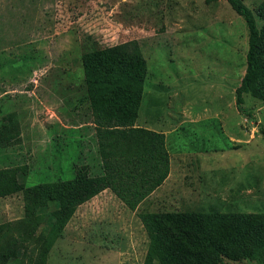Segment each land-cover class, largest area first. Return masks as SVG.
Masks as SVG:
<instances>
[{"label":"rangeland","instance_id":"1","mask_svg":"<svg viewBox=\"0 0 264 264\" xmlns=\"http://www.w3.org/2000/svg\"><path fill=\"white\" fill-rule=\"evenodd\" d=\"M240 1L264 32V0ZM131 40L146 61L135 125L164 134L168 177L133 211L106 189L58 231L59 204L41 188L105 174L103 160L92 165L83 57ZM247 43L226 0H0V171L17 170L21 186L0 198V225L23 219L32 235L9 264H28L32 248L46 264H143L139 214H264V59L243 95L251 116L236 107ZM73 144L75 157L91 154L81 165ZM259 244H247L249 258L207 262L264 264Z\"/></svg>","mask_w":264,"mask_h":264},{"label":"trees","instance_id":"2","mask_svg":"<svg viewBox=\"0 0 264 264\" xmlns=\"http://www.w3.org/2000/svg\"><path fill=\"white\" fill-rule=\"evenodd\" d=\"M243 18L248 30L246 71L236 93L242 107L264 59V32L253 13L240 0H226ZM264 19V16H263ZM136 40L86 54L82 60L91 122L97 137V154L104 176L79 172L69 182L41 188L47 202L59 204L58 231L76 208L109 189L128 209L135 210L166 180L170 170L164 134L136 127L146 75V61ZM264 139V126L259 125ZM17 170L0 171V198L21 190ZM148 239L143 264H208L213 256L249 258L247 244H264V214H233L217 211H175L138 215ZM32 238L23 219L0 225V264H9L18 250H26ZM260 245V244H259ZM46 250L31 249L28 264H46ZM214 259V258H213Z\"/></svg>","mask_w":264,"mask_h":264},{"label":"crops","instance_id":"3","mask_svg":"<svg viewBox=\"0 0 264 264\" xmlns=\"http://www.w3.org/2000/svg\"><path fill=\"white\" fill-rule=\"evenodd\" d=\"M72 127H73V129H75V126H72ZM136 127H137V125H136ZM147 129H148V128H147ZM149 129H150V128H149ZM92 138H93V137H92ZM96 139H97V138H96ZM74 140H75V139L73 138L72 142H73ZM96 142H97V140H96ZM69 149H71V146H70ZM94 149H95V147L92 146V148H91V151H92L91 154L93 153L92 156H91V158H92V160H93V161H92V165H93V164H96L95 162H96V161L98 160V158H99L98 155L93 156L94 153H95V152H94ZM71 150H72V152H73V156H72V158H73V160H74V163H75V160H76V159H79V164H80V165H81V163H82V162L80 163V160L84 157V155H85V157H87V158L91 155V154H89V155L87 154V152H86V151H87V148H86V149H80V150H82V152L79 153L78 157H75V153H76V152H75V144L72 145V149H71ZM70 155H71V154H70ZM70 159H71V157H70ZM99 172H100V171L97 170L96 173H99ZM88 202H89V201H87V202H85V203H83V204H81V205H85V204L88 203ZM81 205H80V206H81ZM79 209H80V208H79ZM79 209H78V210H79ZM76 212H77V211H76ZM76 212H75V213H76Z\"/></svg>","mask_w":264,"mask_h":264}]
</instances>
